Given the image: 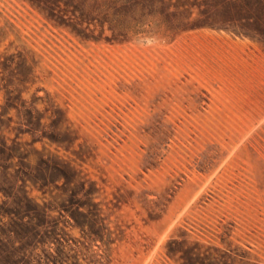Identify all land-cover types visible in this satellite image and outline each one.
<instances>
[{
    "label": "rangeland",
    "instance_id": "obj_1",
    "mask_svg": "<svg viewBox=\"0 0 264 264\" xmlns=\"http://www.w3.org/2000/svg\"><path fill=\"white\" fill-rule=\"evenodd\" d=\"M230 18L223 0H0L14 263L264 264V43Z\"/></svg>",
    "mask_w": 264,
    "mask_h": 264
},
{
    "label": "trees",
    "instance_id": "obj_2",
    "mask_svg": "<svg viewBox=\"0 0 264 264\" xmlns=\"http://www.w3.org/2000/svg\"><path fill=\"white\" fill-rule=\"evenodd\" d=\"M223 2L225 5H227V8L229 9V14L231 16L230 20L236 23L237 25V29L234 32L242 36L258 39L259 41L264 43V0H223ZM57 7H59V5H57ZM48 8L51 9L52 7L49 6ZM40 9L45 12V8L40 7ZM47 16H50L51 18L53 16V13L47 14ZM26 200V204L28 207L27 209L30 213L26 216H34L36 218L38 217V214H41V216H43L38 204H34L28 196L26 197ZM33 213H36V215H32ZM1 225L2 222L0 221V227ZM25 227L26 226H24V224L16 223V225L13 226V229H0L1 264H16L14 263L13 259H11L12 256L9 254L10 251L8 250V244L7 241L4 240L3 235H8L9 238H11L10 235L12 233L20 235L25 232ZM28 253H30L28 249H25V251H23L19 255L20 260L18 261V264H31V256Z\"/></svg>",
    "mask_w": 264,
    "mask_h": 264
}]
</instances>
